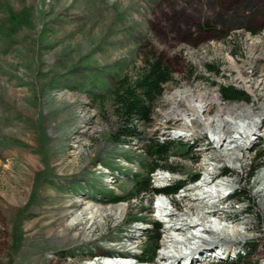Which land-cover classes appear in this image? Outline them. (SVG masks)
Instances as JSON below:
<instances>
[{"label": "rangeland", "instance_id": "obj_1", "mask_svg": "<svg viewBox=\"0 0 264 264\" xmlns=\"http://www.w3.org/2000/svg\"><path fill=\"white\" fill-rule=\"evenodd\" d=\"M245 24L260 31L251 34ZM262 32L264 0H0V264H103L94 258L120 251L143 264L161 262L165 222L150 203L152 191L135 195L134 175L149 176L152 186L183 180L166 206L180 215L191 209L188 197L196 189L217 194L214 182L198 185L207 170L202 161L227 157L216 153L208 135L175 134L176 122L163 115L170 107L164 95L191 87L214 90L226 104H264V41H249ZM155 54L170 63L172 80L154 102L151 121L133 122L140 138L116 141L124 124L112 89L124 77L132 80L145 56ZM228 85L249 101L225 100L220 87ZM250 137L239 172L225 161L218 170L235 176L230 194L244 195L205 203L219 214L228 211L224 223H244L249 237L234 240L227 258L204 257L203 264L231 263L238 253L242 262L264 264V193L257 191L260 171L251 173L264 148V117ZM149 138L175 144L167 163L177 171H159L168 178L162 182L161 168L148 173L143 150ZM128 195L117 202L126 207L121 219L66 227L82 208H104L117 204L108 203L110 197ZM190 217L197 219L194 212ZM155 221L154 255L141 260Z\"/></svg>", "mask_w": 264, "mask_h": 264}, {"label": "bare ground", "instance_id": "obj_2", "mask_svg": "<svg viewBox=\"0 0 264 264\" xmlns=\"http://www.w3.org/2000/svg\"><path fill=\"white\" fill-rule=\"evenodd\" d=\"M249 41H251L250 44L264 41V32L258 36L250 37ZM243 82L246 83L247 81ZM164 100L170 104V107L168 111L163 112V115L166 119L176 122L175 134L191 137L208 135L215 149H217L216 153L219 155L221 150H224L227 157L223 156L222 162H212L210 159L208 160V157L202 161L207 170L205 173L203 172V177L199 180L200 182L198 181V185L203 187L214 182L216 195L213 193L208 194L211 191L207 190L196 192V189L188 197L191 209H186L180 215L166 207L170 205L169 200L158 197L157 217L165 222V235L162 248L158 253L161 262L156 261L159 264H203L204 257L205 259L207 257L213 259L227 258L230 252L234 251V245L236 244L234 240L246 239L249 234L245 230L244 223L232 226L228 225V222L231 223L230 221L226 222L227 224L224 223L228 211L224 210V213L219 214L217 212L219 208L212 206L213 204L207 206L205 203H215L216 200L230 197L231 194L227 190L235 182V179H233L235 176L224 178L222 172L218 174V170L225 161L224 164L239 172L241 169L239 160L243 156L241 153L249 148L250 136L255 135L257 124L264 117V104L258 106H255L252 102L226 104L221 99L220 94L214 90L198 91L196 88L191 87L176 88L172 92L166 93ZM212 107H214V112L210 114ZM259 168L258 178L261 176L262 182L257 191L264 193V167ZM159 171L164 170L158 169ZM158 174V181L162 182L168 179L167 176H163L162 172ZM170 195H167V199ZM202 203L204 204L202 205ZM125 211L124 203H117L104 208L99 207V205L86 206L71 218L66 227L73 228L88 221L91 226H100L105 223L102 221L103 219H121ZM192 212L197 216V219L194 220L193 217H190ZM202 212L206 214L205 218ZM198 216L201 217L198 218ZM209 217L214 219L210 220ZM134 229L140 230L142 228L135 226ZM239 255L240 253H238ZM123 259L117 260L116 257H112L106 259L103 264H143L136 258ZM147 264L151 263L147 262ZM256 264H263L262 260L257 261Z\"/></svg>", "mask_w": 264, "mask_h": 264}, {"label": "trees", "instance_id": "obj_3", "mask_svg": "<svg viewBox=\"0 0 264 264\" xmlns=\"http://www.w3.org/2000/svg\"><path fill=\"white\" fill-rule=\"evenodd\" d=\"M246 30L251 34H257L260 28H253L249 24H245ZM212 70L211 66H207ZM172 80V68L168 60L160 54L152 56H145L143 59V66L136 72L132 80L126 78L120 79L112 89V97L115 106V111L120 120L123 121L124 126L120 128L119 135L116 141H123L124 139H138L140 138L133 122L135 120L149 123L152 119V111L154 102L162 94L163 87L166 83ZM220 93L225 100L230 101H249V96L242 90L234 88L233 86H221ZM128 141V140H125ZM175 144L171 140L160 142L155 138H149L148 142L144 144V153L150 159L148 163V173L153 172L156 168H161L165 171L175 172L174 167L167 163L168 158L172 155V149ZM264 155V148L257 153L254 163L251 165V173L262 166V162H258L260 157ZM227 172L226 169H224ZM197 178L196 175L190 177L193 181ZM184 184L183 180L174 181L163 188H155L150 182L149 176L140 177L139 174L134 175L133 188L137 191L135 195L146 194L150 191L175 193ZM154 187V188H153ZM170 195V194H169ZM243 192L231 194V198H241ZM128 196H112L107 201L108 203H117L128 201ZM133 197H131L132 199ZM155 235L151 237L152 244L146 247V252L139 255L138 258L142 260L152 259L155 251V246L159 239L158 222H153ZM102 253H107L103 251ZM242 255L238 256V260L231 263L218 262L216 264H252L251 262H242ZM237 259V258H236ZM253 264H256L255 262Z\"/></svg>", "mask_w": 264, "mask_h": 264}]
</instances>
